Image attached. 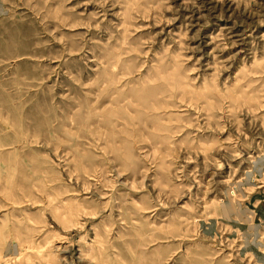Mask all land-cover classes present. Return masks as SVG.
<instances>
[{"label":"rangeland","instance_id":"rangeland-1","mask_svg":"<svg viewBox=\"0 0 264 264\" xmlns=\"http://www.w3.org/2000/svg\"><path fill=\"white\" fill-rule=\"evenodd\" d=\"M0 264H264V0H0Z\"/></svg>","mask_w":264,"mask_h":264}]
</instances>
